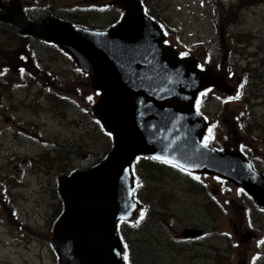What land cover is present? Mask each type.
Masks as SVG:
<instances>
[{"label": "rangeland", "instance_id": "374dc122", "mask_svg": "<svg viewBox=\"0 0 264 264\" xmlns=\"http://www.w3.org/2000/svg\"><path fill=\"white\" fill-rule=\"evenodd\" d=\"M23 1L36 2L37 5L49 3L56 7L58 15L62 14L61 10H64L67 16L75 15L76 11L80 18L79 23H87L89 26H107L110 23L108 21L115 19L120 13L116 8L108 6L112 0ZM149 1L153 9L155 6L160 8L163 12L161 15L167 16L171 27L180 33L179 40L176 39V35L172 38L178 47H182L183 43L192 46L201 40L207 39L205 43L210 41L217 23L220 36L226 37L225 46L220 48L222 53L234 49L241 51L236 52V56L220 55L219 62L224 67L232 62L237 63L230 73L234 74L237 85L240 79H243V83L248 79L246 96L252 95L248 86L254 84V81L246 75L247 72L251 73L249 68L251 64L244 71L243 57L255 52L256 48H264V4L259 3V0H229L224 5L220 0H199L205 8L196 0ZM217 2L221 5L218 15L215 4ZM235 3L237 4L235 9L225 10ZM82 8L87 12L81 11ZM46 12L48 13V9ZM44 51L45 49L41 48V59L46 64L45 69L53 76L44 75L38 78L41 80L39 103L33 102L32 99L29 103H23L20 95L8 94V98L14 101L10 105L15 120L28 121L29 125L22 126L21 122L17 124L28 130L23 135L25 139L9 130L7 149L4 150L8 161L4 162L3 174L7 177L8 188L6 191L5 184L2 191L0 188L3 202L0 206H5L0 209V264H59L51 245L52 231L55 228L51 224L52 218L59 214L62 207L60 199L56 198L55 194L57 178L60 175L69 176L70 171L79 169L78 167L89 169L95 166L109 153L112 146L111 144L109 147L103 134L95 131L94 124L90 121L91 116L80 113L83 111L87 114L98 98L91 89L88 77L84 73L72 71L74 64L63 55H58L56 51L54 52L58 56L51 52L46 54ZM197 51L199 59L204 61L207 55ZM261 57L264 66V53ZM216 73L225 80L226 70ZM61 79L62 82L59 83L58 80ZM236 90L240 92V96L235 91L232 94L220 92L218 95L227 101L216 108H211L215 111L214 120L218 123L216 137L227 140L230 146H236L239 150H249L250 138L258 134V130H254L255 127L264 123V95L260 99L251 98L250 107L244 109L241 98L245 88L242 85ZM213 97L214 93L207 96L205 105L210 106ZM213 106L215 107L214 104ZM74 117H77L76 121ZM11 128H14L13 124ZM66 146L78 147L80 152L69 154V157H66L67 155L57 157L58 151ZM45 153L53 158L48 171L41 169V164L39 165V157ZM55 169H59V173ZM140 173L146 181V189L142 195L147 196L156 208L152 210V214L161 211V203L171 212L166 209L167 213H160L162 218L157 217L155 222H150L151 225L147 222L143 225L145 220L141 218L142 213H136L131 225L135 226L138 218L142 219L139 222L140 226L137 232L135 228L127 231V237L132 245L131 251L134 254L135 251L142 253L138 259L144 261V254L148 257V264H218L219 262L214 259L217 252L214 253L213 246L216 245L220 251L221 244L212 238L214 234L217 238L229 239L232 245L236 241L239 244V237L234 230L229 229H232V222L237 221L238 225L241 224L239 223L241 216L235 215V210L232 211L231 208L229 214L219 209L212 210L211 200L215 194V186L208 178H202L206 181L207 187L198 189L167 171L150 175L151 173L143 168ZM169 194L170 197L162 199ZM226 198L218 189L215 199L223 204ZM185 221L202 225L205 232L212 233L199 242L202 243L201 247H185L181 244L177 247L169 244L167 232L176 234L185 225ZM152 230L156 241L148 237V232ZM258 236L259 234L255 233L253 239L247 240L244 252L240 256H235L236 260L234 257L233 261H229L227 257L221 264H248L252 252L260 253L259 239H256ZM155 242L158 249L153 246ZM146 245H151V249ZM256 264H264V259L262 263L258 260Z\"/></svg>", "mask_w": 264, "mask_h": 264}, {"label": "water", "instance_id": "95a60500", "mask_svg": "<svg viewBox=\"0 0 264 264\" xmlns=\"http://www.w3.org/2000/svg\"><path fill=\"white\" fill-rule=\"evenodd\" d=\"M112 4L125 15L109 31L73 28L57 21L44 23L39 36L58 43L88 74L92 88L101 92L92 110L114 140L103 163L58 178L64 210L51 241L60 264H124L116 224L131 220L139 207L132 199L130 173L138 155L220 176L264 206V179L248 163L237 153L221 155L199 143L205 123L192 110L195 94L202 87L228 88L223 80L196 70L193 60L177 59L169 47L163 48L159 28L142 15L138 0ZM133 62L138 65L132 66ZM144 71L148 78L142 76ZM197 150L196 164L201 168L192 163ZM198 235L192 230L182 233L184 238Z\"/></svg>", "mask_w": 264, "mask_h": 264}, {"label": "flooded vegetation", "instance_id": "af4514ba", "mask_svg": "<svg viewBox=\"0 0 264 264\" xmlns=\"http://www.w3.org/2000/svg\"><path fill=\"white\" fill-rule=\"evenodd\" d=\"M46 4L37 5L29 1L23 0H0V188L3 190V184H5V190L7 191V177L3 174L4 162L8 161L4 154V150L7 149L8 132L12 130L17 135L21 136L28 131L25 128L17 125L21 122L22 126L29 125L28 121L15 120V116L12 113L13 99L8 98V94L13 96L20 95V100L24 103H29L32 99L33 102L39 103L40 100V86L41 81L37 77L36 69L37 63L39 65L41 48L45 46L42 40L37 36V32L43 22L48 21L52 17L50 8L48 13ZM43 21V22H42ZM53 45V44H51ZM48 45L45 49V53H55L54 49ZM54 46V45H53ZM264 53V48H256L255 52L250 54V68L260 67L263 64L261 55ZM58 55L63 53L57 52ZM64 55V54H63ZM3 60L2 61V57ZM260 71V70H259ZM261 72V71H260ZM260 75H262L260 73ZM253 79L254 84L248 86L249 91L252 92L251 96H246L247 86L244 96L242 97V105L244 109L250 107V101L253 99H260L264 95V81L250 76ZM229 83L235 84L234 76L227 78ZM36 83V85H34ZM249 80L247 81V85ZM36 87V88H35ZM218 102V100H216ZM217 107V106H216ZM202 115L207 119L212 114L206 107H202ZM243 115V114H242ZM11 124L14 128H11ZM211 129V128H210ZM209 129V130H210ZM254 130H258V134L255 137H251L248 145L249 150H240L236 146H230L227 140L217 138L216 133L205 131L202 135V141H207V145L223 152L224 150H237L243 157L250 163L252 168L264 179V123L255 127ZM248 131L245 132L247 134ZM3 139L5 141L3 142ZM6 157V158H5ZM212 183L215 186V194L211 200L212 210L221 209L219 201L215 199V195L218 193L219 185H229V189L226 194L225 204L227 212H230V208L233 209L235 215L241 216V220L238 225L237 221L232 222V229L234 233L240 237L244 232H251V239L254 238L255 233L259 234L256 239L260 240V246L264 244V209L255 205L252 199L240 188L233 186L222 178L211 176ZM216 182L217 185L214 184ZM2 196L0 195V204ZM5 208L4 205L0 206V209ZM194 212H196L194 210ZM190 227L203 229L202 225H196L190 221H185V225L180 230ZM244 227V228H243ZM243 228V230H242ZM171 229V227H170ZM169 229V230H170ZM204 230V229H203ZM204 230V234H205ZM175 234L171 231L167 232V239H176ZM204 236V235H203ZM210 236V234L208 235ZM213 238V237H212ZM214 239V238H213ZM202 239L193 240L197 243ZM255 240V239H254ZM202 243L194 245V247H201ZM177 245V244H176ZM227 246V245H226ZM178 247V245H177ZM226 252L238 253L240 255L244 252L245 246H236L234 243L232 246H227ZM213 251L217 252V246H213ZM243 251V252H241ZM264 257L259 262L262 263Z\"/></svg>", "mask_w": 264, "mask_h": 264}, {"label": "trees", "instance_id": "16d2710c", "mask_svg": "<svg viewBox=\"0 0 264 264\" xmlns=\"http://www.w3.org/2000/svg\"><path fill=\"white\" fill-rule=\"evenodd\" d=\"M221 72H223V71H221ZM254 78H256V77H259V76H253ZM91 122H92V124H94V127H95V131H97V132H99L100 134H103V137L106 139V141H107V144L109 145V147H110V145L112 144V142H111V139H110V137H109V135L108 134H106L105 133V131L103 130V128L101 127V125L99 124V122L98 121H96L92 116H91ZM78 152H80V149L78 148V147H68V146H66V147H62V149L60 150V151H58V155H57V157H64V156H66V157H69V154H77ZM108 153V151L105 153V155ZM52 160H53V158H50L49 157V154L48 153H45V154H43V155H40V157H39V165H40V167H41V169H46L47 171L48 170H50V168H51V166H52ZM55 161L57 162V159H55ZM99 162V161H98ZM58 173H59V169H55ZM73 170H75V169H73ZM154 171L156 172H158V173H162V172H164L165 171V169L164 170H160V169H154ZM159 176H162V175H160L159 174ZM166 183H168V182H166ZM169 184H170V182H169ZM56 191V190H55ZM57 192H55V194H56ZM164 195V194H163ZM171 195L169 194V195H167L166 197H162V199H165V198H167V197H170ZM56 198H58V196H57V194H56ZM161 206H163V207H166V205L164 206L163 205V203H161L160 204ZM62 206V205H61ZM168 211H170L169 209H167ZM61 212H62V207H61V210H60V212H59V215L61 214ZM171 212V211H170ZM51 218H52V216H51ZM146 219V220H145ZM176 219V218H175ZM144 220H145V222L143 223V225L146 223V222H148V224H150V221L148 220V218L146 217V215L144 216ZM54 223V219L52 218V222H51V224H53ZM123 225H122V227L120 228V232L122 233V235H124V237H123V240H124V246H125V248H126V252H127V260H128V264H135V262L137 263V264H148V257L146 256V255H144L143 254V260L144 261H142V260H140V259H138L139 258V256L140 255H142V253L141 252H136L135 251V254H134V252H132L131 250H132V245H131V242L129 241V239H128V237H127V230L125 231V228L123 229V226L124 227H126V228H129L130 227V229H133V227L130 225V224H126V223H122ZM140 224V223H139ZM139 224H137L135 227L137 228L138 227V225ZM151 225V224H150ZM154 230H152V231H149L148 232V237H150V238H153V240L154 241H156V237H155V235H154V232H153ZM137 232V231H136ZM125 238V239H124ZM172 243V242H171ZM171 243H169L170 245H172ZM155 244V245H154ZM174 245V244H173ZM149 249H151V245H146ZM153 246L156 248V249H158V245H157V243L155 242V243H153ZM217 252H218V250H217ZM135 255H136V258H135ZM136 259V260H135ZM137 261H139V262H137Z\"/></svg>", "mask_w": 264, "mask_h": 264}, {"label": "bare ground", "instance_id": "6f19581e", "mask_svg": "<svg viewBox=\"0 0 264 264\" xmlns=\"http://www.w3.org/2000/svg\"><path fill=\"white\" fill-rule=\"evenodd\" d=\"M251 37V36H250ZM136 61H137V59H135ZM135 62H133V64H132V66H137L138 64H134ZM261 72H260V71ZM260 73L262 74V75H260ZM251 74H252V76H259V77H256V79H259L261 82L262 81H264V66H258V68L257 67H255V68H251ZM164 205V204H163ZM161 206V205H160ZM165 206V205H164ZM166 209H168V207L166 206V207H163V206H161V211H159V213H162V212H164V213H167L166 212ZM63 230V229H62ZM60 235H62L61 233H60ZM215 253V252H214Z\"/></svg>", "mask_w": 264, "mask_h": 264}, {"label": "snow or ice", "instance_id": "6c2138e0", "mask_svg": "<svg viewBox=\"0 0 264 264\" xmlns=\"http://www.w3.org/2000/svg\"><path fill=\"white\" fill-rule=\"evenodd\" d=\"M237 98H238V96H237ZM205 147H207V141L205 142V145H204ZM155 159H160V157H155ZM163 162L164 163H170V161H168V160H163ZM173 166L174 167H178L179 165H176V164H173ZM181 170L183 171L184 169L183 168H181ZM141 218H143V213L141 214ZM125 259H127V257L125 256Z\"/></svg>", "mask_w": 264, "mask_h": 264}]
</instances>
